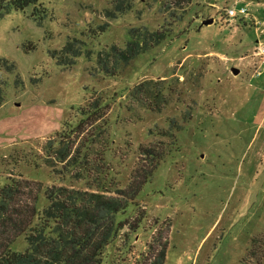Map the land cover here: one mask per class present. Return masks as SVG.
Segmentation results:
<instances>
[{"label":"rangeland","instance_id":"1","mask_svg":"<svg viewBox=\"0 0 264 264\" xmlns=\"http://www.w3.org/2000/svg\"><path fill=\"white\" fill-rule=\"evenodd\" d=\"M261 4L38 0L0 15V59L18 68L0 72V189L38 182L43 208L44 190L113 191L145 167L150 183L119 217L127 226L104 264H151L165 244V264H264V75L250 65L259 35L226 16L247 7L264 23ZM139 28L166 40L104 75L99 54L125 48ZM69 41L78 54L58 64ZM140 85L155 97L135 101ZM63 132L77 133L59 140ZM142 147L163 154L159 165ZM12 249L24 252L25 237Z\"/></svg>","mask_w":264,"mask_h":264},{"label":"trees","instance_id":"2","mask_svg":"<svg viewBox=\"0 0 264 264\" xmlns=\"http://www.w3.org/2000/svg\"><path fill=\"white\" fill-rule=\"evenodd\" d=\"M37 2L0 0V15L11 9L24 12ZM101 32L104 33L103 27ZM165 40L166 32L133 29L125 48L113 46L99 54L98 67L104 75L116 77L123 66ZM77 42L69 41L62 50L55 52L58 64H64L69 56L78 54ZM17 70L14 62L0 59V72L13 74ZM155 93L154 88L140 85L132 93V98L143 102L154 98ZM3 103L4 95L0 89V106ZM85 115L91 113L85 111ZM76 133L56 135L59 140H71ZM141 150L142 155L152 159L156 166L164 157L156 149L142 147ZM63 158L66 160L67 155ZM152 174L153 170L140 167L126 188L117 187L113 191L54 186L44 190L48 205L43 208H39L43 194L40 183L13 179L11 184L0 189V264H104L107 248L127 226L119 217L135 204L150 183ZM21 237H25L27 249L13 251L12 246ZM167 247L165 244L151 264H165Z\"/></svg>","mask_w":264,"mask_h":264},{"label":"built area","instance_id":"3","mask_svg":"<svg viewBox=\"0 0 264 264\" xmlns=\"http://www.w3.org/2000/svg\"><path fill=\"white\" fill-rule=\"evenodd\" d=\"M226 16L228 22L236 21L237 19L250 20L255 27L259 38L256 42V46L251 58L250 65L254 76L264 75V23H261L258 19L252 16L251 10L247 7L237 9L236 5L226 9ZM238 26V25H237ZM236 26V27H237Z\"/></svg>","mask_w":264,"mask_h":264},{"label":"water","instance_id":"4","mask_svg":"<svg viewBox=\"0 0 264 264\" xmlns=\"http://www.w3.org/2000/svg\"><path fill=\"white\" fill-rule=\"evenodd\" d=\"M213 23H214V20L213 19H209V20H205L203 22V25H210V24H213ZM232 73H233V75L238 76V75H240L241 70L238 69V68H233L232 69Z\"/></svg>","mask_w":264,"mask_h":264},{"label":"crops","instance_id":"5","mask_svg":"<svg viewBox=\"0 0 264 264\" xmlns=\"http://www.w3.org/2000/svg\"><path fill=\"white\" fill-rule=\"evenodd\" d=\"M262 5V6H261ZM259 7H264V4H261ZM256 19H258L259 21H261L260 19L261 18H259V17H257V16H254ZM263 22V21H262ZM249 23V22H248ZM241 74V73H240Z\"/></svg>","mask_w":264,"mask_h":264}]
</instances>
